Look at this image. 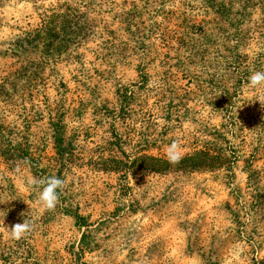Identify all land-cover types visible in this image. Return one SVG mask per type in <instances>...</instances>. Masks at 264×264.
Listing matches in <instances>:
<instances>
[{"label":"rangeland","instance_id":"obj_1","mask_svg":"<svg viewBox=\"0 0 264 264\" xmlns=\"http://www.w3.org/2000/svg\"><path fill=\"white\" fill-rule=\"evenodd\" d=\"M201 4L0 0V150L30 155L0 153V220L33 224L0 230V264H264V86H246L264 35L239 41L238 83L221 62L232 30ZM51 12L74 15V37L35 41ZM243 13L244 36L264 29V2ZM52 176L65 187L41 214L27 184Z\"/></svg>","mask_w":264,"mask_h":264},{"label":"trees","instance_id":"obj_2","mask_svg":"<svg viewBox=\"0 0 264 264\" xmlns=\"http://www.w3.org/2000/svg\"><path fill=\"white\" fill-rule=\"evenodd\" d=\"M164 1H174V0H159L160 4ZM202 6H199V9H202L203 11H211L215 13L217 16L222 18L227 26L232 30L231 34H223L222 39L225 41L231 43L228 50H224L227 54L221 58V62L224 64L225 69H228L233 77L237 79L236 82H241L243 77L246 75L245 68L246 66L243 65L244 61L243 57H241V54L237 53V46L239 44L240 40H244V38L251 39L255 34L260 37V35H264V29L257 31L252 30L249 34L250 37L244 36L242 34V30H239V26L241 25V20H236V16H243L244 10L248 6H261L264 0H241L240 2L242 5L240 6V9L243 10V12L239 13L238 11H232L230 7H226L223 4V0H220V2H217L215 0H201ZM146 4V2H144ZM262 9V8H260ZM54 10V9H53ZM69 16V17H68ZM74 15L72 13L67 14H61L56 12H51L50 15H43L41 18V22L39 25L38 30H35V41L37 39L40 40H59V38L64 35V32H68L70 30V35L74 37L75 35V21L73 20ZM67 18H70V20H67ZM203 23H206L205 21H202V23L198 24V32H209L208 29H204ZM72 28V29H71ZM262 29L261 27L256 26L255 29ZM225 33V32H223ZM253 35V36H252ZM144 77V76H143ZM125 97V95H124ZM128 99V98H126ZM231 125V124H229ZM1 155H3L4 160L6 161H12L21 159L26 161L28 157L30 156L28 152H22L21 157L16 156L14 157V149H11L10 147H7L3 150H0ZM218 153V152H215ZM221 154L210 155L208 152L198 151L195 156V162L198 165H212L214 163H217L218 161H221L222 156ZM32 162L33 159L29 158ZM189 160V159H186ZM191 162V161H190Z\"/></svg>","mask_w":264,"mask_h":264},{"label":"clouds","instance_id":"obj_3","mask_svg":"<svg viewBox=\"0 0 264 264\" xmlns=\"http://www.w3.org/2000/svg\"><path fill=\"white\" fill-rule=\"evenodd\" d=\"M247 88L251 91H256L264 86V71H253L249 76L246 84ZM164 122L161 121V124ZM184 156L181 145L173 141L166 149V158L168 163L172 165L179 164ZM65 187V181L56 177L45 178H31L28 181L26 190L38 191L37 206L39 211L43 214L46 211H53L59 201V192ZM6 212L3 213V219L0 220V230L6 232L10 239L21 240L33 231V224L29 220L24 219L22 223H16L11 227L4 224V217Z\"/></svg>","mask_w":264,"mask_h":264}]
</instances>
